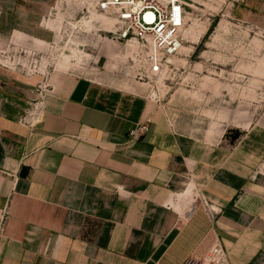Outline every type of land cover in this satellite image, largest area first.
<instances>
[{
	"label": "crops",
	"instance_id": "obj_1",
	"mask_svg": "<svg viewBox=\"0 0 264 264\" xmlns=\"http://www.w3.org/2000/svg\"><path fill=\"white\" fill-rule=\"evenodd\" d=\"M56 3L0 0L2 60L12 39L48 41ZM31 82L0 61V264H264V125L195 136L154 90L64 70L30 121Z\"/></svg>",
	"mask_w": 264,
	"mask_h": 264
},
{
	"label": "rangeland",
	"instance_id": "obj_2",
	"mask_svg": "<svg viewBox=\"0 0 264 264\" xmlns=\"http://www.w3.org/2000/svg\"><path fill=\"white\" fill-rule=\"evenodd\" d=\"M179 1L185 9L181 48L164 59L158 79L139 80L146 68L136 45L116 40L117 13L100 12L97 0H57L47 18L48 41L12 39L0 61L11 76L35 81L34 94L55 70L154 90L164 122L195 136L264 125V0Z\"/></svg>",
	"mask_w": 264,
	"mask_h": 264
},
{
	"label": "built area",
	"instance_id": "obj_3",
	"mask_svg": "<svg viewBox=\"0 0 264 264\" xmlns=\"http://www.w3.org/2000/svg\"><path fill=\"white\" fill-rule=\"evenodd\" d=\"M100 12L117 13L116 40L133 43L137 47V57L144 61L146 71L139 80L153 79L164 72V59L178 54L181 48L179 34L184 26L185 9L179 0H97ZM45 86L36 91L37 100L29 106L27 116L32 121L36 117L38 100L42 99ZM148 132V122L139 123L130 132V139H137ZM2 229L0 228V237ZM225 254L213 250L206 264L224 262Z\"/></svg>",
	"mask_w": 264,
	"mask_h": 264
},
{
	"label": "bare ground",
	"instance_id": "obj_4",
	"mask_svg": "<svg viewBox=\"0 0 264 264\" xmlns=\"http://www.w3.org/2000/svg\"><path fill=\"white\" fill-rule=\"evenodd\" d=\"M102 13H103V12H102ZM65 62H67V60H66ZM166 65H168V64H166ZM166 68H167V67H166ZM166 68H165V69H166ZM163 73H164V72H163ZM162 75H163V74H162ZM162 75H161V76H162ZM161 76H158L156 79H158V78L161 77Z\"/></svg>",
	"mask_w": 264,
	"mask_h": 264
}]
</instances>
